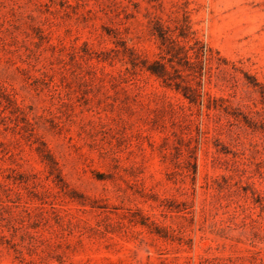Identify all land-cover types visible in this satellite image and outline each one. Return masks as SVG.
I'll return each mask as SVG.
<instances>
[{
    "label": "rangeland",
    "instance_id": "1",
    "mask_svg": "<svg viewBox=\"0 0 264 264\" xmlns=\"http://www.w3.org/2000/svg\"><path fill=\"white\" fill-rule=\"evenodd\" d=\"M0 264H264V0H0Z\"/></svg>",
    "mask_w": 264,
    "mask_h": 264
}]
</instances>
